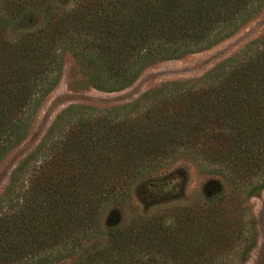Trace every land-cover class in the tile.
<instances>
[{
  "label": "trees",
  "instance_id": "obj_1",
  "mask_svg": "<svg viewBox=\"0 0 264 264\" xmlns=\"http://www.w3.org/2000/svg\"><path fill=\"white\" fill-rule=\"evenodd\" d=\"M263 8L264 0H0V164L27 137L67 53L91 88L117 92L150 64L229 37ZM178 157L212 169L225 187L185 214L142 212L101 227L110 205ZM262 189L264 33L198 80L162 84L121 108L62 111L0 196V264H167L170 255L176 264H243L257 232L237 201Z\"/></svg>",
  "mask_w": 264,
  "mask_h": 264
},
{
  "label": "rangeland",
  "instance_id": "obj_2",
  "mask_svg": "<svg viewBox=\"0 0 264 264\" xmlns=\"http://www.w3.org/2000/svg\"><path fill=\"white\" fill-rule=\"evenodd\" d=\"M263 33L264 8L229 37L207 49L178 60L158 61L146 66L129 87L117 92H101L91 88L83 78L77 62L67 53L60 81L42 102L27 137L0 164V196L8 185L11 172L20 161L36 151L56 117L67 107L90 106L100 110L121 108L162 84L198 80L260 38ZM212 172V169L202 168L184 158L170 160L139 184L137 192L136 184L134 190L123 200L110 205L102 214L101 227L128 224L142 212H147L146 216L185 214L202 204L207 195L211 196L225 187V181ZM156 187L160 188L157 194L154 193ZM237 204L245 220H254L257 232L256 245L243 264H264V189L252 197L245 193ZM91 242L99 245L102 240L96 238ZM234 259L237 262L241 260L240 257ZM166 262L176 264L171 255ZM73 263L74 259L68 258L57 264Z\"/></svg>",
  "mask_w": 264,
  "mask_h": 264
}]
</instances>
